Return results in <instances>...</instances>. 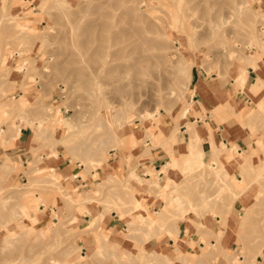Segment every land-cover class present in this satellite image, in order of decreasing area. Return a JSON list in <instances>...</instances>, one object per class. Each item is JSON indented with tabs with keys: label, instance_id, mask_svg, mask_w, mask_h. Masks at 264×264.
<instances>
[{
	"label": "rangeland",
	"instance_id": "374dc122",
	"mask_svg": "<svg viewBox=\"0 0 264 264\" xmlns=\"http://www.w3.org/2000/svg\"><path fill=\"white\" fill-rule=\"evenodd\" d=\"M140 1L19 0L13 5L17 9L6 6V17L0 23V104H5L1 113L7 115L11 126H15V120L34 118L37 123L30 126L45 145H49L51 125L60 127L59 133L64 137L60 148L65 158L79 166L82 178L88 177L86 187L78 193L87 192L89 197L75 198L76 195L68 193L69 189L60 186L58 177L45 163L40 164L39 159L31 162L27 180L0 187V264H190L178 244L168 241L177 232L178 224L190 223L205 244L203 249L215 250L217 246L202 236L208 231L205 217L220 216L224 227L233 201L247 187L253 190L251 201L241 209L242 218H231L229 232L236 239L225 251L229 255L225 260L228 264H254L257 256L264 257V143L258 141L259 128L256 127L251 140L255 146L252 152L260 158L254 164L240 165L231 158L239 167L238 176L227 174L225 161L231 159L225 157L231 153L226 146L218 158L205 161L203 157L204 162L192 169L184 168L189 157L182 154L180 161L176 159L177 167H169L181 176L177 184L165 178V185L160 186L155 172L152 179L143 182L135 172L124 169L139 147H146L147 143L162 147L164 136L157 127L161 118H170L182 105L179 117L184 108L191 110L192 73L203 75L208 83H219L234 92L243 91L246 68L252 67L250 60L255 62L258 53L264 55V0ZM237 2L243 3L240 14L231 9ZM188 4L195 5L188 9ZM216 18L225 19L222 27L213 26ZM17 23L31 26L17 28ZM106 23L111 36L124 34L110 43L112 52L126 49L113 62L115 66L134 64L141 51L153 53L158 59L140 62L137 75L120 68L121 73L117 70L105 78L102 76L97 89L95 79L87 73L97 62L92 59H99L93 54L98 46L96 37ZM137 29L143 30L145 37L155 44L142 49ZM224 33L230 37L223 38ZM175 64L188 65L185 75L173 73ZM240 68L243 70L238 74ZM15 70L23 71L19 74L18 88L24 97L19 100L6 94ZM262 86L264 82L258 79L250 84V89L254 93ZM30 89L37 94L30 95ZM10 101L11 105L6 104ZM108 112L111 116L124 113L127 118L116 127V138L105 141V147L91 153L90 148L108 136ZM248 112L250 121L264 128V120L260 122L257 116L264 113V108L251 105ZM170 140L176 142L175 137ZM197 148L202 150L201 141ZM165 166L161 169L164 173L169 169ZM144 194L160 198L163 207H159L157 214L138 215L121 234V238L135 242L137 251L126 249L123 240L109 238L111 232L101 230L99 223L94 229L89 225L87 228L92 229L89 231L79 228L78 217L89 213L87 204L95 203L104 216L114 211L119 217L133 219L145 210ZM35 198L36 211L37 205L48 207L51 198L59 199L51 227L30 229L36 220L30 222L32 210L28 201ZM83 201L86 202L80 203ZM80 233L101 235L93 246L82 248L77 239ZM163 235L168 238L161 241V248L141 249L142 242ZM195 244L189 243L190 247Z\"/></svg>",
	"mask_w": 264,
	"mask_h": 264
},
{
	"label": "crops",
	"instance_id": "0c3cea01",
	"mask_svg": "<svg viewBox=\"0 0 264 264\" xmlns=\"http://www.w3.org/2000/svg\"><path fill=\"white\" fill-rule=\"evenodd\" d=\"M18 2L19 0H6V6H12L13 8L17 6L13 5ZM255 64V69L251 66L246 68V85L242 88L243 91L238 92L227 89L219 83H208L203 75L192 73L189 87L193 93L190 100L192 103L190 112L185 117H179V112L184 106L182 105L178 112L171 115L170 118H161L157 127L164 136L162 147H151L150 143H147L146 147H139L129 157L124 169L130 170L131 173L135 172L143 182L152 179L151 174L155 172L158 173L159 179L157 180L160 186L165 185V178L177 184L181 180V176L176 169L169 168L166 173L162 172L161 169L170 162L171 155L179 161L182 159V154H185L187 151V145L192 132H195L201 139V149L204 153L205 161H212L213 144L216 147L224 144L227 148H231L232 146L237 147L236 156L233 157L234 149L231 156L225 157L226 159L232 158L238 165L244 162L254 164L260 156L252 152L255 146L251 140V135H253L256 127L259 128L258 141L264 143V128L250 121L249 117L251 113L248 112V109H250L251 105L257 104L259 109L264 108V86L253 93L251 91L252 87L250 89V84L258 79L264 82V55L260 53L256 54ZM22 72V70H15L14 73H11L10 84L6 90V94L12 96V99L15 100L24 97L23 92L18 88L19 83H21L19 79L21 76L19 74H22ZM35 88L38 89V86H35ZM32 94H37L34 92V89H30V95ZM6 99L3 98V100ZM10 103L11 101L6 104L11 105ZM4 105L0 104V187L11 186L20 181L27 180L28 165L39 159L41 160L40 164L45 163L47 169L51 170V173L58 177L60 186L69 189L68 193H72L73 196L76 195L75 198L80 197L83 199L84 196L87 197V192L78 193V191L80 188L86 187V179L88 177L86 179L82 178L80 171H78L79 166L75 167L70 160L65 158V154H63L60 148L61 140L64 139L59 133L60 127L54 124L51 125V137H48L47 140V144L49 145H45L42 140L35 137V132L30 126L37 123L34 118L26 117L27 119L24 118V120H15V126H11V123L6 120L7 115H2L1 113ZM217 109H221L222 111L217 112ZM258 116L260 122L264 120V113ZM172 135L176 138L175 143L169 140V137ZM117 158V156L114 157L115 162H117ZM232 159L225 161L227 174L229 176H238L239 167L237 163H232ZM143 185L141 184L140 186ZM140 189H143V191L147 190L145 187H141ZM251 191H253L252 187H247L233 201L225 217L226 222L224 227L220 216L211 217V215H208L205 217L204 222L207 225L208 231L203 233L202 236L207 238L211 245L217 246L215 250L202 254V248L205 247V244L203 241H200L195 228L187 222L178 224L177 232H174L171 239L165 235L159 238L160 240L151 237L146 242H142L141 249L161 248L163 245H159L161 241L168 238L169 243L178 244L181 248V254L189 259L190 264H228L225 257L228 258L229 255L226 253L231 246L230 242L236 239L229 232V224L231 218L233 220L242 218L241 209L249 205ZM144 195L145 210L140 211L133 219L119 217L114 211H111L109 216H104L95 203L87 204L86 208L89 210V213L78 217L81 219L79 228L84 231L92 230L95 227L92 229H88L87 227L97 221L95 226L99 223L101 230L111 232L109 238L123 240L122 244L126 249L135 251V242L121 238V234H124L123 232L127 230V225L132 220L138 219V215L145 217L147 213L157 214L158 209H160L159 207H163V202L160 198L152 197L149 194ZM49 197L50 195L47 196L48 199ZM35 200L37 199H30L28 201L30 204L29 208L32 210L29 212L30 222L32 223L31 220H36L30 227L35 226L40 229L51 227L50 223L56 220V217L52 216L57 214L55 204L58 205L59 199L51 198L50 202L52 204H49L48 207H45L42 203L37 205V211L34 207ZM84 202L86 201L80 203L84 204ZM186 229L189 230L188 235L186 234ZM221 231L222 236L218 237ZM99 235L101 234L95 235V237L92 233L88 235L80 233V237L77 239L82 248H88L93 246V241L96 240L98 242ZM190 242L196 244L190 247ZM137 244L139 245V243ZM225 251L227 252L225 253ZM254 264H264V257L257 256L256 263Z\"/></svg>",
	"mask_w": 264,
	"mask_h": 264
},
{
	"label": "bare ground",
	"instance_id": "6f19581e",
	"mask_svg": "<svg viewBox=\"0 0 264 264\" xmlns=\"http://www.w3.org/2000/svg\"><path fill=\"white\" fill-rule=\"evenodd\" d=\"M141 2H143L142 0L140 1V3ZM171 2V1H170ZM223 3V2H222ZM0 4H1V9H0V11H1V13L2 14H0V23L4 20V18L6 17V15H5V12L7 11V9H6V0H0ZM225 4V3H224ZM140 5V4H139ZM138 5V6H139ZM155 5V4H154ZM195 5V4H194ZM194 5H192V6H189V4H188V6H186V7H188V9L189 8H191V7H194ZM176 6V8H177V10H178V8H179V5H175ZM182 9V8H181ZM231 9L232 10H234L235 11V14L236 13H242V9H243V3H239V2H237V3H235V4H232L231 5ZM183 10V9H182ZM226 15V14H225ZM233 15V14H232ZM147 17V16H146ZM234 17V16H233ZM13 18V17H12ZM181 21V20H180ZM182 23H184V21L182 22ZM209 23V22H208ZM225 23V19H222V18H216V20H214V22H213V26L214 27H218V28H220V27H222V24H224ZM185 24V23H184ZM30 26L31 25H29V24H20V23H17V25H16V27L17 28H19V27H21V28H25V29H29L30 28ZM102 28H101V30H100V32H99V34L97 35V42H98V46H97V48H96V50L94 51V56L96 57V56H99V59H92L93 61H97L96 62V64L94 65L95 67L93 68V65H92V69H91V71L90 72H88L87 73V76H89V78L90 77H92V78H94L95 79V81L97 82H94L96 85H95V87L97 88V89H99V87H100V85H99V83H100V81H102L103 80V77L105 78L108 74H110L111 72H117V70H119L120 68H121V70H122V72H126V71H129V70H131V71H135V73L136 74H134V75H137L138 74V72H140L139 71V67H138V65H139V63L140 62H144V61H148L149 59H158V57H156L155 55H153V53H151V54H143V51H141V55H140V51L138 50V48H137V46L135 47V49H137L138 50V55H140V56H138L137 57V59H136V62L134 63V64H131V65H123V66H115L114 64H113V62L114 61H116L117 59H119L120 58V56L121 55H123L124 54V52L126 51V49L125 48H121V49H118L117 51H111V48H112V44H110L111 43V41L112 40H118V39H120V36H122V35H124L123 34V32H121V34L120 33H114V35L113 36H111L110 35V33H109V29H111L110 28V26H109V24H107L106 23V25H102L101 26ZM211 27V26H210ZM236 27V26H235ZM20 28V29H21ZM20 29H18V31L20 30ZM147 29H150V28H147ZM184 29V28H183ZM132 31V30H131ZM217 31V30H216ZM130 32V31H129ZM137 32L139 33V37L142 39V43H141V45H140V47H142V49H144L145 48V46L146 45H150L151 44V46L152 45H154L155 43H153V41H152V39H147V37H145V34H144V32H143V30H140V29H137ZM125 33V32H124ZM132 33V32H131ZM211 33V32H210ZM217 34V33H216ZM223 38L224 37H230V35L228 34V33H224L223 35ZM95 38V39H96ZM89 39H91V38H89ZM115 44V43H114ZM139 46V45H138ZM159 46V45H158ZM157 46V47H158ZM148 48H149V46H148ZM146 51V50H145ZM173 56H176V55H173ZM92 58H93V56H92ZM180 58V57H179ZM247 59V58H246ZM251 59H254V58H251ZM163 60V59H162ZM175 60V59H174ZM181 60V59H180ZM92 61V62H93ZM152 61V60H151ZM160 61V60H159ZM182 61V60H181ZM251 62H250V64L252 65V67L255 69L256 68V64H255V62L254 61H252V60H250ZM177 62V61H176ZM175 62V63H176ZM177 65H180V64H178L177 63ZM176 64H175V66H176V68L177 67H179V68H174V67H172V69H173V73H176V75H178V74H184L185 75V68H187V66L185 67V66H177ZM191 68V67H190ZM190 68H188V69H190ZM175 70H177V71H175ZM243 69H239V71H238V74H240L241 73V71H242ZM120 71V70H119ZM118 71V72H119ZM187 71V70H186ZM165 72V71H164ZM188 72V71H187ZM120 73H121V71H120ZM119 73V74H120ZM190 74V73H189ZM103 76V77H102ZM119 77H120V75H118ZM188 78H189V76H188ZM102 79V80H101ZM116 79H117V77H116ZM115 79V80H116ZM120 79V78H119ZM117 81V80H116ZM91 83H92V81H91ZM86 84H89V80H88V82H86ZM98 85V86H97ZM94 86V85H93ZM121 88V87H120ZM120 88H116V90H120ZM95 89V88H94ZM122 89V88H121ZM101 101L102 102H104L105 101V99L104 98H101ZM101 101H99V102H101ZM105 103V102H104ZM106 105H107V107H108V110L111 108L110 107V102H107L106 103ZM190 112V109L188 108V107H186V108H184L183 110H182V112H181V114H180V117L182 118V117H185L188 113ZM110 114H111V112H110ZM109 114V112H108V115L110 116V119L108 120V122L106 123L107 124V126H108V128H109V130H108V136H107V138L104 140V139H102V140H104V141H101L100 140V142H98V143H96V144H94L91 148H90V152L91 153H93V152H95V151H97L98 150V148H102V146L103 147H105V144L106 143H104L105 141L106 142H110V141H112V139H113V137L114 138H116L117 137V131L115 130L116 129V127H117V129H118V127L122 124L121 123V121L120 120H122V119H125L126 120V116H125V114L124 113H122V114H120V115H118L117 116V113L115 114V116H111ZM258 116V115H257ZM256 116V117H257ZM245 121V120H244ZM123 122V121H122ZM173 133V132H172ZM172 137H174V135H172V136H170L169 137V140L172 138ZM201 141V139L196 135V133H193L192 134V136L190 137V139H189V142H188V145H187V151H186V154H187V156L189 157L187 160H185V165H183L184 166V168H191L192 169V167H195V166H198V165H200L201 163H202V161H203V157H204V153H203V151L202 150H198V148H197V144L199 143ZM224 144H221L219 147H216L214 144H213V147H212V158L214 157V158H218V156L221 154V152H223L224 151ZM235 149V147L234 146H232L231 148H229V151H230V153H232L233 152V150ZM225 150H226V148H225ZM262 153H264V152H262ZM186 154H185V156H186ZM204 162V161H203ZM187 163V164H186ZM169 167H173V168H176L177 167V160H176V158L173 156V155H171V160H170V162L169 163H167L166 164V166H165V168H169ZM55 177V176H54ZM164 192V191H163ZM171 198H173L174 200H176V199H178V197L177 196H173V197H171ZM257 199V198H256ZM138 203H139V201H138ZM140 204V203H139ZM139 207H140V205H138ZM166 209V208H165ZM168 209V208H167ZM168 211H169V209H168ZM96 223H97V221H95L94 223H92L90 226H91V228L93 227H95V225H96ZM54 224V223H53ZM90 226L88 227V228H90ZM30 229H32V227H30ZM100 245H102V243L100 244ZM112 245V244H111ZM103 246V245H102ZM213 246V245H212ZM210 249V248H209ZM208 248H206V249H203L202 248V254H205V253H208ZM82 256H84V255H82ZM148 257V256H147ZM163 257H165V255H163ZM155 258V257H154ZM156 261V260H155ZM55 263V262H54ZM158 264H160V263H158Z\"/></svg>",
	"mask_w": 264,
	"mask_h": 264
}]
</instances>
